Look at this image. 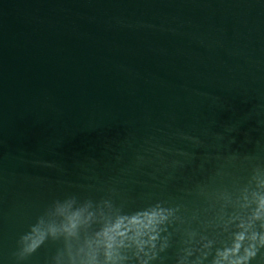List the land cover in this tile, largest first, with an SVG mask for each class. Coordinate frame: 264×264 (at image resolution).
Listing matches in <instances>:
<instances>
[{
	"label": "water",
	"instance_id": "1",
	"mask_svg": "<svg viewBox=\"0 0 264 264\" xmlns=\"http://www.w3.org/2000/svg\"><path fill=\"white\" fill-rule=\"evenodd\" d=\"M258 168L264 0H0V264L56 201L74 234L23 264H112L104 233L157 207L169 247L149 264H178L201 236L214 256L264 194Z\"/></svg>",
	"mask_w": 264,
	"mask_h": 264
},
{
	"label": "clouds",
	"instance_id": "2",
	"mask_svg": "<svg viewBox=\"0 0 264 264\" xmlns=\"http://www.w3.org/2000/svg\"><path fill=\"white\" fill-rule=\"evenodd\" d=\"M253 178H259L260 183L264 184V174L259 168L256 169ZM244 199L248 201L247 196ZM253 203L257 205L255 208L251 207ZM243 206L250 208L251 214L246 222L240 223L239 227L243 231L233 234L231 244L226 243L223 248H217L213 256L214 241L206 236H201L199 240H194V247L182 249L178 264H203L209 256H212L210 264H249L250 259L256 256L258 248H264V194L253 193V199ZM62 207V202L56 201L46 216L40 218L38 225L33 226L30 232L21 236L18 242V251L14 254L17 264H23L27 257L35 253L47 234L50 233L55 236L60 231L68 232L69 235L74 234L75 223L71 224L70 227L65 226L60 229L53 219L61 214ZM171 215L170 210L157 207L132 219L131 223L135 225V228L131 234L124 232L113 234V230H107L104 233L107 237V251L104 253L107 261L117 264V261L128 259V256L120 255V249L130 252L133 257L140 260V264H149V261L158 259L159 253L164 252L169 247V236H162L161 233L167 232V228L162 227V225H166ZM257 221H260L259 231L256 230ZM231 222L233 221L229 220L224 223L225 231H227L228 223ZM189 234L194 238L197 232L190 231ZM118 236L121 239H117ZM75 261L76 256L69 251L67 264H75ZM54 264H66L63 252L57 254ZM81 264L84 262L82 261ZM90 264H96L95 258Z\"/></svg>",
	"mask_w": 264,
	"mask_h": 264
}]
</instances>
